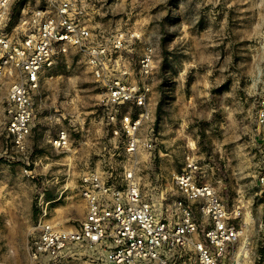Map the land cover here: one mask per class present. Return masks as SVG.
I'll return each instance as SVG.
<instances>
[{
    "label": "rangeland",
    "instance_id": "374dc122",
    "mask_svg": "<svg viewBox=\"0 0 264 264\" xmlns=\"http://www.w3.org/2000/svg\"><path fill=\"white\" fill-rule=\"evenodd\" d=\"M0 33L21 40L44 0H1ZM80 4V2L78 3ZM84 20L103 44L122 34L115 69L146 83V116L135 153L107 125L103 90L83 51L70 47L35 93L36 117L23 149L6 138L8 93L0 79V264H33L39 224L62 229L85 215L79 179L96 171L120 187L134 173L160 215L175 199L186 158L257 239L264 217V144L255 130L264 83V0H83ZM146 77L139 62L149 53ZM61 134L66 148L54 145ZM152 139L153 146L146 143ZM261 233H264L262 231ZM88 249L47 264H103Z\"/></svg>",
    "mask_w": 264,
    "mask_h": 264
},
{
    "label": "built area",
    "instance_id": "2783aa9c",
    "mask_svg": "<svg viewBox=\"0 0 264 264\" xmlns=\"http://www.w3.org/2000/svg\"><path fill=\"white\" fill-rule=\"evenodd\" d=\"M80 2V4H78ZM83 0H44L24 23L26 33L15 41L0 33V79L13 78L8 93L4 133L23 149L36 117L35 93L57 60L70 47L83 51L96 82L103 90L107 125L114 136H123L129 154L137 151L146 116L149 86L129 81L128 71L115 69L114 56L123 35L99 41L100 33L84 20ZM3 4L0 0V9ZM152 57L145 54L140 72L146 77ZM261 91L264 92V83ZM255 130L264 144V94L256 100ZM149 139L147 147L153 146ZM54 145L66 148L61 134ZM186 168L175 176V199L161 200L158 215L153 202L140 190L134 173L124 174L120 187L96 171L79 179L85 205L82 221L71 229L40 223L29 244L33 264H47L62 255L88 249L103 264H264V217L253 242L240 210L229 211L227 202L209 183L198 180V165L186 158ZM264 190V176L260 178Z\"/></svg>",
    "mask_w": 264,
    "mask_h": 264
},
{
    "label": "crops",
    "instance_id": "0c3cea01",
    "mask_svg": "<svg viewBox=\"0 0 264 264\" xmlns=\"http://www.w3.org/2000/svg\"><path fill=\"white\" fill-rule=\"evenodd\" d=\"M43 83H44V81L41 83V86H40V88L42 87ZM36 109H37V105H36ZM36 113H37V112H36Z\"/></svg>",
    "mask_w": 264,
    "mask_h": 264
}]
</instances>
